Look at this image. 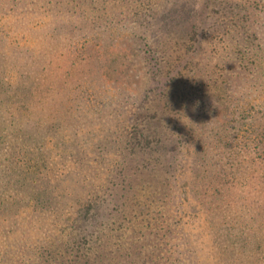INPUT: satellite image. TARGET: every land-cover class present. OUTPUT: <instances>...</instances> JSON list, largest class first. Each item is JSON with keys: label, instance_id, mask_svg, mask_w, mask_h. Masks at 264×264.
<instances>
[{"label": "rangeland", "instance_id": "374dc122", "mask_svg": "<svg viewBox=\"0 0 264 264\" xmlns=\"http://www.w3.org/2000/svg\"><path fill=\"white\" fill-rule=\"evenodd\" d=\"M15 1L3 8L6 15L0 13V65L5 70L0 87H40L51 95L45 110L58 117H37L34 135L45 140L44 148L41 154L16 156L13 175L8 173L7 178L13 185L48 187L51 201L59 203L60 199V204L72 208L58 212L55 205V214L42 220L47 226L40 234L0 228V247L3 242L16 248L27 246L25 259L38 261L39 249L48 247L57 235L54 229L63 227L67 234L95 219L100 224L84 230L93 264L101 251L95 241L104 232H110L106 236L111 238L106 249L120 246L130 254L119 258V264H128L135 256L129 248L135 240L145 242L146 264H174L167 258L170 248H179L180 264L235 263L220 255L214 236L226 231L224 214L234 212L236 223L227 231L228 240H233L227 244L230 249L237 235L242 240V216L260 213V189L253 180L258 171L240 152L247 127L240 128L236 116L243 110L258 114L264 106V87H258L264 80L260 57L249 56L244 78L238 74L233 80L236 73L227 72L216 83V76L199 78V83L180 78L178 89L168 91L174 104L164 117L168 131L178 124L182 127L173 135L179 149L174 157H164L159 154L162 147L154 146L153 153L144 150L148 137L144 130L154 119L140 43L144 36H159L154 17L170 10L169 0H155L149 6L140 2L136 9L121 6L117 0H96L90 8L60 7L32 22L18 14ZM216 10L217 17L228 24L230 20L220 15L222 7L209 13L216 14ZM207 41L212 52L224 48L221 38ZM263 42L264 31L252 45L257 48ZM142 132L146 136L139 139ZM135 150L142 154L144 179L135 169L140 164H133L139 157ZM166 160L176 161H169L176 167L172 176H165L164 171L154 175L155 162ZM89 206L93 220L83 223L71 215L76 208ZM236 218H241L240 223ZM29 227L22 222L18 228ZM101 243L105 245L104 237ZM236 245L241 246L240 242ZM191 248L198 260L193 259Z\"/></svg>", "mask_w": 264, "mask_h": 264}, {"label": "trees", "instance_id": "16d2710c", "mask_svg": "<svg viewBox=\"0 0 264 264\" xmlns=\"http://www.w3.org/2000/svg\"><path fill=\"white\" fill-rule=\"evenodd\" d=\"M62 1L64 0H16L15 2H17L18 14H24V17L30 19L31 22L37 16L51 14L50 12L56 8L78 9L84 6L90 8L96 3V0ZM117 1L121 6L129 9L133 7L136 9V6L144 1L148 6L155 3V0ZM11 3L12 0H0V13L6 15L3 8ZM169 6L170 10L164 15L159 18L154 17L159 36L155 39L149 38L148 35L144 36V41L140 43V51L148 79L149 99L151 97L152 103L150 106L153 110L151 118L154 119L151 125L144 130L148 134L144 150L153 153L156 152L155 147H162L159 154L172 158L179 149V141L173 135L175 132L181 131L182 127L178 124L177 127L174 126L172 130L168 131L164 121V117L170 114V109L174 104L170 103L172 99L168 98V91H174V88L179 87L181 79L186 81L191 79L199 83V78L204 80L206 76H209L213 80L216 76L213 82L216 83L219 75L223 72L236 73L237 78L234 76L233 80L238 79V74L240 78H244L243 71L249 68L245 66L249 56L257 57L258 55L260 64H264V42L260 43L257 48L252 45L254 39H261L264 31L262 29L264 27V0H169ZM217 7L223 8L224 13L220 15L230 20L228 24L224 25L220 17H217L219 16L217 10L216 14L209 13V10ZM257 25L259 28L256 27ZM209 38L210 42L221 38L224 48L219 47L217 52H212L211 43L207 45ZM249 47H253L255 50ZM3 66L5 65L3 64ZM217 70L218 72H216ZM4 71L0 65V82H2L1 76L4 75ZM257 80L259 81V78ZM258 87H264V80H260ZM41 91L40 87H0V228L6 232H14L19 229L23 230L24 235L31 231L40 234L47 226V224L43 225L42 220L55 214V205L59 206L58 212H63V208H72L68 204H60L62 202L60 199L59 203L51 201L48 187L13 185V181L7 178L8 173L13 175L11 169L15 165L16 156H28L38 153L44 148L45 140L34 135V132L37 134L35 128L37 117H58V115H53L45 110L47 109L45 105L51 95ZM261 109L258 114L251 115L247 110H243L236 115L240 118L238 121L240 128L247 127V136L240 152L246 153L245 155L249 158L247 162L256 164L255 166L250 165L255 168V171H258L257 180H253L255 183L257 182L260 189L257 198L261 197V202L257 199L260 204L255 203L258 205L260 213L257 214V217L242 216L244 218L242 223H240L241 218H236L240 226L244 228L243 231L239 228L242 232V240H239L237 235L235 242L236 244L240 242L241 246L233 244L228 249L227 245L230 244L229 241H233L231 238L228 240L227 231L230 224L236 223L233 221V218L237 216L234 215V212L224 214V217L227 216L224 221L226 231L222 235L214 236V242L219 243L220 255L227 261H234L233 264H242L244 260L246 263L243 264H264V106ZM145 133L142 132L139 139L146 136ZM135 151L133 153H137L139 157L133 164L134 166L136 163L140 164L135 169L138 172L137 176L143 177L142 154L141 151ZM169 161L174 162L175 160L155 162L154 175L164 171L165 176H172L176 167L173 168ZM245 166L248 167V164ZM147 167L149 168V166ZM245 170L247 171L248 168ZM90 207L86 208L87 210L85 207L76 208L71 215L76 220L86 221L89 219ZM29 209H31L30 212ZM37 216L40 217L37 219ZM89 220H93V215ZM99 220H103V217ZM94 221L95 223L89 222L82 229L72 228L68 230L67 234L63 227H59V230L54 229L57 235L51 238L48 247L39 249L41 256L38 261H31L30 258L25 259L28 256L24 254L27 246L16 248V245H12V243L3 242L0 247V264H93L92 255L85 247L88 238L84 230L91 225L100 224L97 220L94 219ZM22 222H27L30 227L28 229L18 228L19 223ZM108 233L110 232H104V235L95 241L96 248L101 250L95 258L96 264H119V258L130 256L123 252L120 246L111 248L110 251L106 249L111 239L106 236ZM103 237L105 245L101 243ZM169 238L172 239L173 236H169ZM144 243L137 240L131 242L129 248L133 253L135 252V256L128 264H146L147 256L143 249L146 245ZM207 243L209 244V242ZM152 249L156 250L154 247ZM190 253L194 255L192 256L194 260H198L196 250L191 248ZM166 254L174 264L183 262L179 248L176 250L170 248ZM185 257L189 259L188 252L185 253Z\"/></svg>", "mask_w": 264, "mask_h": 264}]
</instances>
